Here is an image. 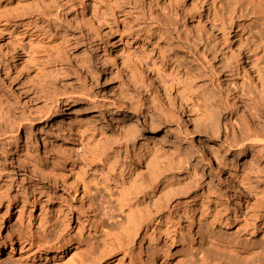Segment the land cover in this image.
<instances>
[{
  "label": "rangeland",
  "instance_id": "374dc122",
  "mask_svg": "<svg viewBox=\"0 0 264 264\" xmlns=\"http://www.w3.org/2000/svg\"><path fill=\"white\" fill-rule=\"evenodd\" d=\"M90 1L96 18L83 0H0V264H264V113L229 84L264 112V85L238 63L264 67V14L241 0Z\"/></svg>",
  "mask_w": 264,
  "mask_h": 264
},
{
  "label": "bare ground",
  "instance_id": "6f19581e",
  "mask_svg": "<svg viewBox=\"0 0 264 264\" xmlns=\"http://www.w3.org/2000/svg\"><path fill=\"white\" fill-rule=\"evenodd\" d=\"M241 1L242 2H245L246 1L249 4L250 8L247 9V10H249V11L252 10L253 12H256L257 9L260 8V11L264 14V0H241ZM83 6L85 8V14H90L94 18L97 17L98 14H97V10H96V7H95V3L91 2L90 0H83ZM156 22L161 25L162 20L161 19H157ZM195 39L198 41L197 38H195ZM253 45H254V43H252L251 47ZM262 45H263V48H264V43ZM106 46L108 47L109 45L106 44ZM239 48L240 47H238V49ZM238 63H239V68H243L244 71H246L247 68L249 67V70L252 71V74L255 75V78L258 81H260V83L262 85H264V67L263 66L261 67L256 62L251 63L250 60L248 58H245V56H243V55H239V57H238ZM151 79L153 81V86L155 88L156 93L166 99V101L168 102V105L174 111L175 116H177V117H179L181 119H185V122L188 123V124H190V125H197V118L194 117L193 115H191L189 112H186L185 106L182 105L180 102L176 101L175 99H173L170 96V94H168L166 92L165 88L161 84V81L157 77H155V76H152ZM229 84L230 85H233L234 87L236 86V90H237L236 93L240 96V100H244V101L245 100H248V103H245L246 104L245 109H246V107H248L249 111L250 110H253L255 112L256 116L257 115L260 116V115H262V113H264V112L261 111V107H260L261 105L258 106L259 103L257 101H255V97H252L250 95L251 89L249 87L244 86V84L237 85V80H235V79L231 80ZM110 92L115 96V99L117 101V103H116L117 105L116 106L117 107H120V108H126L125 97L123 96V94L121 93V91L117 87L111 86L110 87ZM74 104L75 103H72V102L71 103L70 102L69 103H66L65 104V109H63V110L71 109L73 106H75ZM227 105H228V103H227ZM229 107L230 106L228 105V108ZM56 114H60V113L57 112ZM38 123H42V121L39 120ZM67 124H70V123H67ZM241 126H242V124H241ZM263 141H264V139H263ZM247 153H248V150L246 149V147L243 146V145H241L240 147H238L236 149L234 157L236 159H242L244 157V155H246ZM143 157H144L143 156V153H140L139 158H138L137 167L145 164ZM71 164L73 166L75 164L74 161H72ZM246 170H247V168H245V170L244 169H241L242 172H246ZM216 172L219 173V174L224 175L227 178L228 181L236 184L239 187V194L240 195H243L244 194V192H243L244 183H243L242 180H240L239 178H237L236 176H234L232 174L224 173L222 170H219L218 168H217ZM70 175H71L70 176V179H69L70 187L75 191V193L77 195L81 196L86 203L89 202V199L86 196L87 193L85 192V188L83 186L84 183H81L80 180L76 179L75 175H72V174H70ZM240 195H239L238 199L241 198ZM196 205H197V202L194 201V207ZM195 216H196V209L194 208L192 210V213H190V216L187 218V220H188L187 227H188V229L190 231V234H193V232H194V224H195V222L197 220ZM140 225H142V224H140ZM141 228L144 230L146 227H143V225L142 226H139L137 228V231H140ZM207 239H208L207 246H208L209 251H211L212 249H213L212 251H214L216 249L218 250L220 248V243L222 241L218 240L219 238L217 239V238H214V236H209ZM11 240H12V242L10 243V246L13 249V247L15 245V242H14V239H11ZM232 248H230V250ZM61 249H62V245L56 247L55 248V251L53 252V254H48L47 253L48 255L45 254L44 257L43 256H41V257L45 258L44 259L45 261H47L50 258L49 257L50 255L51 256L53 255L55 257H58V253L61 251ZM233 249H235V248H233ZM230 250L228 249V251L229 252H232V253H234V251H235V250L234 251H232V250L230 251ZM31 252L32 251H30V254L27 255V256H25L24 258H29L30 256L35 255V253H31ZM0 253H1V246H0ZM161 254H162L161 253V250H159V249L156 250L155 251V254H154V258H157V257L161 258ZM222 255L224 256L225 254H222ZM236 257H238V255ZM237 259H238V263H240V261H241L240 257H238ZM224 260H225V258H224ZM163 262H164V260L160 261V264H163ZM41 264H48V263H45L44 262V263H41Z\"/></svg>",
  "mask_w": 264,
  "mask_h": 264
}]
</instances>
